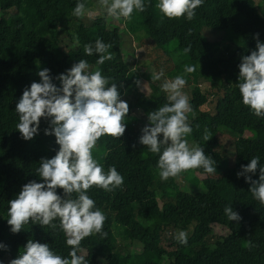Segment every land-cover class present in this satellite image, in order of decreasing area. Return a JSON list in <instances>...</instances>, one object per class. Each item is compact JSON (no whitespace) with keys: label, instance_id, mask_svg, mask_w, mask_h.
Masks as SVG:
<instances>
[{"label":"trees","instance_id":"obj_1","mask_svg":"<svg viewBox=\"0 0 264 264\" xmlns=\"http://www.w3.org/2000/svg\"><path fill=\"white\" fill-rule=\"evenodd\" d=\"M89 1L94 0H0V244L7 246L0 249V264L23 253L29 239L48 243L54 252L70 259L71 248L61 242L58 227L53 231L30 222L14 234L7 219L8 201L16 198L25 183L42 182L36 173L40 159L52 158L57 152L54 135L44 134L49 127L44 119L32 140L21 137L16 128V103L26 87L39 82L41 69H50L56 77L80 59L89 62V71L99 68L102 75L112 78L110 83L117 84L120 98L129 105L127 118L137 113L145 123L132 122L119 139L102 136L92 150L105 172L115 166L124 183L112 192L95 186L88 190L96 207L106 215L103 231L107 236L94 233L100 254L83 242L78 254L85 255L88 264H264V204L253 198L250 183L243 176L237 177L241 165H247L254 156H259L264 166V116H255L242 103L238 89L241 56L255 50V34L264 42V0L259 6L255 0H204L191 21L184 16L168 19L156 7L159 0H144L145 11L134 10L130 20L115 21L103 11L92 19L76 17V4L84 2L87 6ZM67 18L76 19L78 24L72 32L67 30L63 42L56 30ZM207 31L225 37L208 40ZM74 34L80 38L79 46L74 44ZM122 34L136 42L150 40L165 56L176 53L181 60L159 81L149 84L150 96L131 98L126 94L137 89L139 75L123 55L117 56ZM97 39L112 45L109 51L114 58L103 65H96L98 54L84 53V45L94 46ZM188 47L190 51L185 53ZM185 65H195L196 71L185 73ZM177 75L187 79L183 92L193 109L187 114L193 131L186 139L190 146L203 147L216 161L212 174L203 168L188 170L193 173L189 181L195 174L205 176L204 191L196 194L181 190L177 182L187 171L167 180L157 177L159 153L150 152L139 142L141 129L149 124L148 114L168 103V93L160 86L167 76L174 79ZM201 80L208 82L207 92L201 89ZM53 82L59 86L58 80ZM210 96L216 98L212 108L201 110ZM205 128L212 135L208 141L203 138ZM220 128L239 136L232 143L233 153L224 154L232 160L230 167L217 152ZM245 130L257 136L242 137ZM258 178L259 167L252 175L253 180ZM57 193L63 195V190L57 189ZM226 205L239 214V222L228 220ZM54 223L58 225L59 219ZM190 226L187 242L181 244L176 232H186ZM248 241L255 247L249 248Z\"/></svg>","mask_w":264,"mask_h":264},{"label":"clouds","instance_id":"obj_2","mask_svg":"<svg viewBox=\"0 0 264 264\" xmlns=\"http://www.w3.org/2000/svg\"><path fill=\"white\" fill-rule=\"evenodd\" d=\"M204 0H159L156 7L168 19L184 16L191 21L195 18V9ZM100 9L115 21L121 18L130 20L134 10L143 12L144 0H99ZM76 17H95L96 13L78 2L73 10ZM255 50L249 55L241 56L238 89L242 103L248 106L257 117L264 116V42L255 34ZM76 46L80 44L79 36L73 35ZM111 44L97 39L93 44L84 45L87 56L98 54L96 65H103L112 60L109 51ZM190 51V47L184 52ZM89 62L80 59L64 73L53 77L50 69L43 68L38 72L39 82H32L26 87L18 102L16 111L19 123L16 125L24 140H32L40 131L41 119L48 121L49 127L44 134L54 135L59 150L52 158H41L36 169L42 182L31 180L25 183L15 199L8 201V219L12 233H19L24 225L38 223L55 231L57 227L64 232L66 244L70 246V257H63L54 252L48 243L27 240L23 253L11 259L9 264H88L85 255H79L81 241L94 233L106 237L103 231L106 215L96 207L95 201L87 194L93 186L112 192L124 183V177L110 166L105 172L103 166L93 157L92 150L102 136L119 139L126 131V118L129 105L120 98L116 83H110L111 77L102 75L97 68L89 71ZM196 71L195 65H185V73ZM164 76L161 69L152 74L153 81ZM58 80L59 86L54 83ZM140 86V81H135ZM186 84L183 75L166 80L160 87L168 93V103L148 114L149 124L142 129L139 142L147 146L152 153H159L157 167L162 180L176 177L190 169L203 168L212 174L216 172V161L205 154L203 147L189 144L186 137L193 129L188 122V113L192 106L188 96L182 91ZM122 86V85H121ZM199 127V126H197ZM212 135L204 130V140ZM259 167V178L253 180ZM243 176L250 183L254 199L264 204V166L260 157L254 156L247 165H241L237 177ZM63 190V195L57 193ZM76 194L73 198V194ZM224 214L229 221L239 222L241 217L226 205ZM59 219V225L54 223ZM181 244L187 242V233L179 232ZM249 248L255 247L251 241ZM0 244V249H6Z\"/></svg>","mask_w":264,"mask_h":264},{"label":"rangeland","instance_id":"obj_3","mask_svg":"<svg viewBox=\"0 0 264 264\" xmlns=\"http://www.w3.org/2000/svg\"><path fill=\"white\" fill-rule=\"evenodd\" d=\"M96 1L94 0L93 2L89 1L87 7L93 10L96 15L95 16H100L101 15V10L99 6L96 5ZM255 3L259 6L261 5L260 0H255ZM104 12V11H103ZM102 12V13H103ZM77 21L74 18H67L64 19L58 26H57V33L59 37L62 39L63 42H66L67 39V30L69 32H72L77 26ZM50 31L53 32L54 28L50 26ZM128 36L122 34V42H121V50L117 51V56L120 57V55H123L124 60L128 64V66L131 69H136L138 71L139 75V81H140V86H137V89H134L130 92H127V96L131 98H139L143 96H150L151 94V88L149 84L153 82L151 79L152 74L158 73L161 69H163L164 74H168L175 66L178 64L181 60L178 56V54L174 53L170 55L169 57L165 56L162 51L158 50L155 48L154 43L150 40L143 39L142 41H134L131 37L127 38ZM205 37L208 40H222L224 36L223 33H216V32H211L207 31L205 32ZM70 59L68 56L67 61ZM173 78L170 76H167L164 79V82L166 80H172ZM187 82V79H186ZM199 85L201 89L205 92L208 91V82L201 80L199 82ZM187 86V83L185 84L184 88L182 91L185 90ZM215 97L210 96L209 97V102L204 105L201 110L207 111L212 108L213 102L215 101ZM138 116H131L130 118L126 119V126L131 125L132 122L138 121L140 124H144L145 120L139 116V114L136 113ZM219 148L217 149V152L220 153V155L227 160L226 166L230 167L232 165V160L227 159L226 157L227 152L228 153H233V146L232 143L239 139V136H234L233 134L227 132L224 128L219 129ZM257 136V133L252 131V130H245L244 134L242 137H247V138H255ZM53 144L56 149V151L59 150V145L56 144L55 142V136H53ZM196 177L189 181L193 173L192 171H187L181 178L177 179V182L181 188V190L191 193V194H196V193H201L204 191L203 185H202V180L205 176L200 175V174H195ZM157 177H160L159 172H157ZM107 223V221H106ZM59 225V224H58ZM59 234H60V239L62 243H66V237L64 232L59 228ZM192 230V226L188 227L186 230L187 235H190ZM177 236L179 232H176ZM116 233L114 234V237H116ZM81 242H83L85 245L89 247V249L97 254L101 253V248L97 244V240L95 237V234H92L91 236H88L84 238ZM122 244H129V242H123ZM9 257V256H8ZM6 259V258H5ZM3 260V262L5 261ZM166 262V259H163V263ZM5 264H9V261L7 260Z\"/></svg>","mask_w":264,"mask_h":264}]
</instances>
